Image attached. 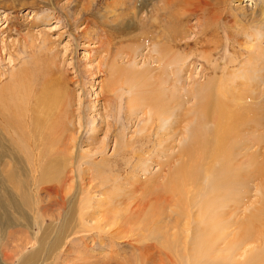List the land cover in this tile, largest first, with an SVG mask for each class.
I'll list each match as a JSON object with an SVG mask.
<instances>
[{"label": "bare ground", "instance_id": "bare-ground-1", "mask_svg": "<svg viewBox=\"0 0 264 264\" xmlns=\"http://www.w3.org/2000/svg\"><path fill=\"white\" fill-rule=\"evenodd\" d=\"M94 1L101 4V0ZM226 2L121 0L117 12L113 1L105 5L111 14L122 16L125 25L136 27L137 38L131 35L135 40L130 36V44L147 45L148 51H153L148 52L149 57L158 64L142 71L129 69L124 75L123 84L129 83L135 91V102L129 104L128 112L146 109L149 118L140 128V149L133 146L137 141L132 139L123 147L116 142L115 159L110 162L113 168L107 170L115 173V168H121L127 173L129 169L128 186L123 184L120 194L106 192L103 179L90 175L88 166L78 164L72 152L78 138L68 85L59 77L55 79L56 72L45 50L40 51L31 36L30 42L25 41L30 48V60L6 77L0 75V264H28L36 257V252L19 255L18 244L8 248L3 241L9 237V243H14L10 231L14 230L29 232L35 242L36 229L47 223L52 212L62 217L74 175L79 181L81 198L73 234L83 231L78 228H89L87 220H95L92 228H107V235L113 238L120 235L125 225L126 233L131 235L121 236L132 242L136 238L134 229L142 227L149 231L152 227L147 225L159 228L163 216L170 217L174 211L171 227L182 222L184 255L191 256L186 257L187 264H264V106L256 102L240 106L234 103L236 99L230 105V100L217 91L218 75L214 69L210 70L211 76L201 74L203 79L199 82L191 79L193 83L188 89L177 84V68L182 70L187 62L193 63V58L211 63L210 51L216 45H203L201 35L217 28L223 19L219 6ZM189 16H197L198 30L188 42L181 41L193 31L186 23ZM90 32L86 26L81 31L86 38L99 39ZM190 43L199 47L181 55L177 52ZM110 45L106 54L115 63L118 55H111ZM218 78L222 84V78ZM249 79L244 76L243 80L237 78V82L240 86L250 85ZM190 100L194 101L191 107L187 106ZM189 118L191 124L185 126L186 137L181 142V122ZM91 131H95L93 127ZM153 150L159 170L153 180L141 182L136 178L137 168L143 165L142 171L148 169L150 159L143 158ZM250 187L259 193L251 201ZM94 193L105 196L96 197ZM125 199L130 203L123 211L117 209ZM104 210L108 216L97 219ZM69 214V210L64 213L59 241L55 243L61 249L58 254L62 261L55 260L53 264L70 261L62 252V248L68 251L66 245H72L66 234Z\"/></svg>", "mask_w": 264, "mask_h": 264}, {"label": "rangeland", "instance_id": "rangeland-1", "mask_svg": "<svg viewBox=\"0 0 264 264\" xmlns=\"http://www.w3.org/2000/svg\"><path fill=\"white\" fill-rule=\"evenodd\" d=\"M111 1L114 2L112 5L115 6L116 12L119 11L121 0H101V4L97 5L94 0H0V75L4 78L11 70L20 69L30 60V48L25 41L30 42L31 36L40 51L45 50L44 53L56 72L55 79L60 78L61 82L68 85L67 90L71 94V109L74 113L78 138L72 149L75 159L80 167H89L90 175L103 179L106 192L110 194L115 191L120 194V191H123V184L128 186L126 177L129 169L126 173L121 168L119 170L115 168L118 174L116 171L114 173L107 170V168H113L110 162L115 159L113 151L116 149V142L121 144L119 147H123L132 139L131 141H137L133 146L140 149L138 145L140 144L138 138L142 135L140 128L148 122L149 118V111L146 109L128 112L129 104L135 102L133 95L135 91L130 89L129 83L123 84L124 75L129 69L142 71L157 67L158 64L152 56L149 57L148 52L153 51H148L150 48L147 45H135V47L130 44L129 39L137 38L134 34L136 27L125 25L122 16H116V12L111 14L112 11L104 8ZM219 9L223 19L217 28L213 27L206 36L201 35L203 45H208L209 48H212L211 44L216 45L215 49L210 51L211 63L206 64L201 59L193 58V63L187 62L182 70L177 68L180 70L177 71V84L183 87L182 89H188L193 83L191 79L199 82L203 79V74L211 76L213 73L210 70L214 69L218 75L215 77L217 91L230 100L229 104L240 103L241 106L244 103L256 102L264 106V0H227L224 5L219 6ZM197 19V16L187 18L186 23L192 27L193 31L181 41L188 42L194 37L198 30ZM200 21L202 22L203 19ZM85 26L88 27V31H91L92 36L97 35L102 40L89 36L86 38L82 35L81 31ZM131 35L135 36V39ZM105 36L111 41V45L108 44ZM109 45L112 46L111 55L114 52L118 55L115 63L112 62L113 57L108 59L106 54ZM130 46H133V49L129 48ZM196 47L199 45L190 43L186 47L179 48L177 52L181 55ZM37 50L38 48L35 53ZM196 53L198 55V52ZM244 76H248L250 78L248 83L252 84L244 83L240 86L237 78L243 80ZM218 77L228 84L223 81L219 84ZM108 92L110 97H106ZM242 92H245L244 96L241 95ZM246 97L250 99L247 100ZM235 99L236 102H234ZM242 99L244 102L241 101ZM193 102L190 100L187 106L191 107ZM190 120L189 118L181 122V125H184L181 142L186 137L185 126L188 127L191 124ZM92 127L95 131H91ZM177 138L179 139L180 136ZM178 139L176 142L179 141ZM155 156L154 150L149 155H144V160H150H147L149 165L146 171L140 169L143 165L137 168L136 178L139 181L149 182L154 179L155 173L159 170ZM78 182L74 175L71 195L66 200L62 217H58L57 212H52L53 216L50 219L46 218L47 223L43 224L41 229H36L35 242L27 231L10 230L11 241L13 239L14 243L10 244L8 237L3 244L5 242L8 248L15 243L18 244V254L22 256L25 253L29 255L36 252V257L28 264H50L55 260L61 263L62 260L59 259L60 254H58L61 249L58 250L55 243L61 231V220L63 221L64 213L69 210L66 234L69 235L70 243L76 250L71 244L69 248L66 245L68 251H63L64 248H62V252L69 257L68 261H71L67 262L68 264H187L186 257L191 256L184 255V244L181 243V239L184 238L185 233L182 231V222L180 221L176 227H171V221L175 217L171 208L169 209L173 211L171 216H163L161 227L147 225L146 227H152L149 231L142 227L134 229L136 238L132 239L134 240L132 242L128 238L131 233H126L125 225L121 227L120 235L113 238L107 235V228L101 231L92 228L97 222L95 220H87L90 230L78 228L83 231L73 234L76 230L74 225L78 215V200L81 198ZM250 193L252 194L250 201L255 200L259 194L254 189ZM92 195L105 196L99 193ZM130 201L123 200L117 209L123 211ZM105 216H108L106 210L100 213L97 219L101 220ZM152 229L155 230L151 231ZM232 230L234 231L235 227ZM103 231L106 233L103 234ZM123 233L128 236L126 240L121 236ZM79 237H82V240H78ZM72 257L75 258L74 263H72ZM240 259L242 260V257Z\"/></svg>", "mask_w": 264, "mask_h": 264}]
</instances>
